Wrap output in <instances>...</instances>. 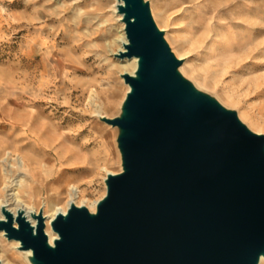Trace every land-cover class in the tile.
Masks as SVG:
<instances>
[{"label": "water", "instance_id": "1", "mask_svg": "<svg viewBox=\"0 0 264 264\" xmlns=\"http://www.w3.org/2000/svg\"><path fill=\"white\" fill-rule=\"evenodd\" d=\"M137 60L118 131L122 170L108 174L96 211L70 205L33 226L2 208L0 232L31 264H259L264 257V135L180 74L148 2L117 0ZM17 226H15V224ZM1 264V263H0Z\"/></svg>", "mask_w": 264, "mask_h": 264}, {"label": "rangeland", "instance_id": "2", "mask_svg": "<svg viewBox=\"0 0 264 264\" xmlns=\"http://www.w3.org/2000/svg\"><path fill=\"white\" fill-rule=\"evenodd\" d=\"M144 1L150 9L158 6L161 17H152L172 52L182 60L181 67H207L203 12H197L198 16L192 7L198 0ZM116 7L117 0H0V119L7 117L9 107L13 116L40 119L47 131L55 128L58 139L54 155L44 159L46 169H56L60 178L74 175L72 182L90 211L93 202L106 195L107 171L118 174L122 170L118 131L102 120L120 115L129 88L121 77L125 73L122 60L116 57L123 26ZM240 8H220L223 12L218 17L229 38L241 31L235 26L241 22L236 19ZM198 28L201 30L196 32ZM251 37L245 53H236L241 57L236 71L219 67L218 85H205L187 72L184 77L235 111L252 132L264 135V35ZM178 45L185 50L179 53ZM216 70L212 67L208 73L212 76ZM224 89L235 101L226 98ZM245 109L258 119V125L241 117ZM4 129L1 126L0 132ZM25 145L29 148L31 142ZM57 147L63 149L60 160L55 155ZM50 184L49 178H37L38 211L52 194ZM67 194L65 188L63 201L57 205L60 208H66ZM0 263L31 264L25 251L15 248L5 236L0 238Z\"/></svg>", "mask_w": 264, "mask_h": 264}, {"label": "bare ground", "instance_id": "3", "mask_svg": "<svg viewBox=\"0 0 264 264\" xmlns=\"http://www.w3.org/2000/svg\"><path fill=\"white\" fill-rule=\"evenodd\" d=\"M257 3V4H256ZM121 4L118 3L117 5ZM240 5L241 11H238L236 19L240 20V23H235V26L241 31L236 37L229 38L225 33V23L220 21L218 17L219 13H222L221 7L232 8ZM193 10L199 13L200 17H204V27L207 32V36L203 39L204 44V62L207 67H195L193 65H184L179 69L180 74L184 76L188 74L194 76L201 83L209 86L218 85L217 78L220 77V70L229 66V69L235 68L236 71L240 65V58L237 57L245 53V49L249 47V39L251 35L258 33L264 35V2L258 4L257 0H198L193 4ZM158 6L155 4L151 8L152 15L155 14L158 18L161 17L157 14ZM199 14H197L199 16ZM154 15V16H155ZM121 15L119 19L121 20ZM203 20V19H202ZM160 29V25L156 23ZM161 30V29H160ZM201 28H198L196 32H199ZM120 38L118 40L120 44V51H124V45L127 43L124 24L120 30ZM168 38L165 36V40ZM183 45V44H182ZM179 46L176 48L181 53L185 50V46ZM238 55H237V54ZM236 58V59H235ZM239 58V59H238ZM238 59V60H237ZM122 67L127 73L133 74L137 67V60H122ZM210 67H209V66ZM212 67H216L217 70L211 76L208 72ZM203 72V73H202ZM124 73V74H125ZM129 90V88H128ZM224 95L229 101H235V98L231 93L224 89ZM8 115L6 118L0 119V127H5L4 131L0 132V209L6 208L10 211L15 219L20 212H23L27 220L36 226V215L41 211L45 218L46 233L48 235L50 245L57 239V234L51 231V222L58 216V214H66L70 205L84 206L85 200L81 196V191L72 180L74 175H66L62 178L55 175V171H48L44 162L47 154L54 155L53 145L58 139V135L55 130V126H52V130L47 131L46 123L40 121L37 118H24L18 115H11L12 109L8 107ZM241 117L247 119L253 125H258L259 121L255 116L245 109L241 113ZM46 129V130H45ZM45 130V131H44ZM26 141H30L31 145L27 148ZM52 141V142H51ZM28 143V142H27ZM56 145V144H55ZM25 146V147H24ZM84 148V145H82ZM73 150V149H71ZM61 147L56 148V156L61 158ZM60 160V159H59ZM61 165V163H59ZM107 174H112L111 171H107ZM37 178L51 179L50 191L51 195L47 201L42 202V209L38 211L35 205L39 201V194L37 190ZM68 188L66 208H60L59 202L63 201V190ZM28 200V201H27ZM27 202L33 203L31 206ZM56 204H55V203ZM97 201L93 202L95 212ZM57 206V207H56ZM4 216L0 214V219ZM17 226L16 223H14ZM4 237V232H0V238ZM15 248L20 247L18 241H12ZM27 256H31V251H26ZM264 257L260 259L262 262Z\"/></svg>", "mask_w": 264, "mask_h": 264}]
</instances>
